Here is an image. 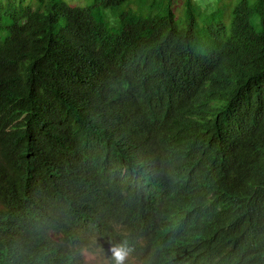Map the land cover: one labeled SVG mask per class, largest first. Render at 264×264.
Segmentation results:
<instances>
[{"label": "trees", "instance_id": "obj_1", "mask_svg": "<svg viewBox=\"0 0 264 264\" xmlns=\"http://www.w3.org/2000/svg\"><path fill=\"white\" fill-rule=\"evenodd\" d=\"M201 4L0 0V264H264V0Z\"/></svg>", "mask_w": 264, "mask_h": 264}, {"label": "clouds", "instance_id": "obj_2", "mask_svg": "<svg viewBox=\"0 0 264 264\" xmlns=\"http://www.w3.org/2000/svg\"><path fill=\"white\" fill-rule=\"evenodd\" d=\"M84 3L85 2H83V4ZM228 175L231 174H224L223 177ZM223 177L220 183L221 188L227 191V188L230 187L229 181L231 179L227 181V187H226ZM216 199H217V195L214 192H210L206 197V200L208 201H216ZM52 238L58 243H62V241L55 235H53ZM91 242H94L95 245L90 244ZM91 242H89V244L93 246L83 245L80 248H78L79 259L76 260L77 264H126L127 262H130L132 264H141L140 262H138V259L141 258V253H143L146 246L142 238H136L135 241L136 246H133L125 241H123L122 244H110L104 246L107 254L106 255L104 254L103 251H101L100 249L101 247L98 246L99 242H97V239L92 238ZM105 244L108 243L105 242ZM219 254L220 257L218 261H229V262H234L235 264H251L248 258L239 255L236 256L232 254L230 249L225 247L223 241L221 242L219 248ZM58 264H65V263L63 260H61L59 261ZM147 264H151V260L147 261Z\"/></svg>", "mask_w": 264, "mask_h": 264}, {"label": "rangeland", "instance_id": "obj_3", "mask_svg": "<svg viewBox=\"0 0 264 264\" xmlns=\"http://www.w3.org/2000/svg\"><path fill=\"white\" fill-rule=\"evenodd\" d=\"M86 1H89V0H73V4L81 5L83 4V2H86ZM196 1H199V0H196ZM228 2L229 0H204V4H201V6L202 8L211 7V6L223 7Z\"/></svg>", "mask_w": 264, "mask_h": 264}]
</instances>
